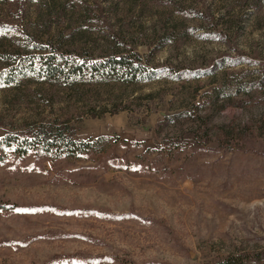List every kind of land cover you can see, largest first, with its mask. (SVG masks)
<instances>
[{
  "label": "rangeland",
  "instance_id": "rangeland-1",
  "mask_svg": "<svg viewBox=\"0 0 264 264\" xmlns=\"http://www.w3.org/2000/svg\"><path fill=\"white\" fill-rule=\"evenodd\" d=\"M132 51L162 74L6 77ZM58 133L0 147V264H264V0H0V139Z\"/></svg>",
  "mask_w": 264,
  "mask_h": 264
},
{
  "label": "trees",
  "instance_id": "trees-1",
  "mask_svg": "<svg viewBox=\"0 0 264 264\" xmlns=\"http://www.w3.org/2000/svg\"><path fill=\"white\" fill-rule=\"evenodd\" d=\"M23 64H18L7 72L6 77L8 80H15L17 74L23 75L25 70H30L38 76H53L55 74H64L66 72L67 78L73 81L80 80H113L122 83H138L148 82L158 78L164 71L162 68H155L149 66L147 63L142 61L141 56L135 52L125 53H113L104 56L102 59L96 61H72L65 65L62 58L56 57V55H45L42 61L36 65H27L22 67ZM1 145L8 148H12L14 152L19 155H24L30 150L37 147L50 148L49 145L56 146L58 153H65L68 155H75L80 153L82 146L87 145V142H77L72 138L63 136L62 133L54 134L52 139L45 137L43 140L39 136L32 137H6L0 139ZM51 151V149H49ZM2 154L0 152V160ZM15 205H5L0 203V208L13 209ZM244 260L240 257H228L227 259L218 262L217 264H243Z\"/></svg>",
  "mask_w": 264,
  "mask_h": 264
}]
</instances>
